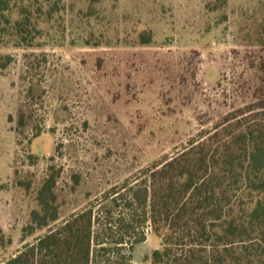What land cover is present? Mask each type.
<instances>
[{
	"label": "rangeland",
	"instance_id": "1",
	"mask_svg": "<svg viewBox=\"0 0 264 264\" xmlns=\"http://www.w3.org/2000/svg\"><path fill=\"white\" fill-rule=\"evenodd\" d=\"M49 2L31 48L0 45V264L47 232L22 241L50 173L59 225L249 103L264 58V0ZM158 246L147 232L132 264Z\"/></svg>",
	"mask_w": 264,
	"mask_h": 264
},
{
	"label": "trees",
	"instance_id": "2",
	"mask_svg": "<svg viewBox=\"0 0 264 264\" xmlns=\"http://www.w3.org/2000/svg\"><path fill=\"white\" fill-rule=\"evenodd\" d=\"M58 12L49 0H0V45L31 48L39 23ZM150 40L139 37L141 44ZM256 59L243 82L249 103L220 116L140 181L106 194L98 207L54 225L59 207L50 173L22 241L47 232L2 264H132L147 232L159 239L149 264H264V58Z\"/></svg>",
	"mask_w": 264,
	"mask_h": 264
}]
</instances>
